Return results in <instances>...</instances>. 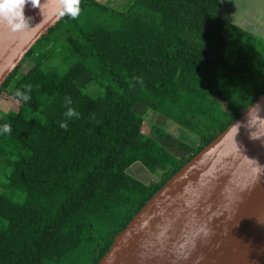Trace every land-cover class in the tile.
Instances as JSON below:
<instances>
[{
    "label": "trees",
    "instance_id": "trees-1",
    "mask_svg": "<svg viewBox=\"0 0 264 264\" xmlns=\"http://www.w3.org/2000/svg\"><path fill=\"white\" fill-rule=\"evenodd\" d=\"M109 1L80 0L0 87L19 103L0 110L11 124L0 134V264H99L264 94V37L225 19L227 0H133L122 12ZM25 85L29 101L14 96ZM69 106L78 115L65 116ZM169 122L196 136L188 151L163 142L175 137Z\"/></svg>",
    "mask_w": 264,
    "mask_h": 264
},
{
    "label": "water",
    "instance_id": "water-1",
    "mask_svg": "<svg viewBox=\"0 0 264 264\" xmlns=\"http://www.w3.org/2000/svg\"><path fill=\"white\" fill-rule=\"evenodd\" d=\"M41 3L43 14L30 0L24 7L30 29L12 32L0 23V87L63 18L52 14L53 0ZM258 165L264 167V94L147 201L99 264H264Z\"/></svg>",
    "mask_w": 264,
    "mask_h": 264
},
{
    "label": "rangeland",
    "instance_id": "rangeland-1",
    "mask_svg": "<svg viewBox=\"0 0 264 264\" xmlns=\"http://www.w3.org/2000/svg\"><path fill=\"white\" fill-rule=\"evenodd\" d=\"M232 2V6L229 5L230 2H227V5L222 9V15L224 16L225 19L230 20L233 23H237L239 21H246V20H251L249 21V24L252 25L251 22H254L252 20L254 16L251 13V9L254 6V1L255 0H228ZM263 5H264V0H261ZM133 3V0H110L109 2H106L107 6H109L112 10L115 11H125L129 6ZM225 3V0H224ZM249 12V15L247 17V13ZM263 14L261 19V24L258 25L259 27L264 24V10H262ZM257 14V12H256ZM259 15V14H258ZM259 20V19H258ZM253 28V26H252ZM261 32H264V29L260 28ZM264 34V33H263ZM19 106L18 102H15L12 100V98L6 94H3L2 98H0V110L3 113H6L10 110L17 109ZM137 110L140 113H143L146 119H149V121H153L154 123H161L162 121L160 120L159 117L154 113L152 114V111L149 109H145L142 106H139ZM155 115V116H154ZM175 124L169 122L167 123L168 130L175 136L174 138L166 139L163 142L168 146V147H173L177 148L181 152L184 150L188 151V146H191L196 141V136L192 133H189L187 131H184L181 127L179 126H173ZM172 126V127H171ZM151 127V123L145 124L143 131L144 133H148ZM146 182H149L152 177L150 175H144Z\"/></svg>",
    "mask_w": 264,
    "mask_h": 264
},
{
    "label": "clouds",
    "instance_id": "clouds-1",
    "mask_svg": "<svg viewBox=\"0 0 264 264\" xmlns=\"http://www.w3.org/2000/svg\"><path fill=\"white\" fill-rule=\"evenodd\" d=\"M26 3H29V0H0V23L5 24L8 29L12 32H23L29 27L30 17H26L24 13V7ZM30 3L33 7H39L43 14V3L41 0H30ZM55 7L52 9V14L57 17L70 16L75 18L79 15L80 0H53ZM31 85H25L24 89H16L14 91V96L22 101H29L30 94L27 89H30ZM72 101L70 98H65V104L71 105ZM67 117H72L78 115L73 107H67L66 112L64 113ZM61 127H66V121L60 122ZM237 131L240 127V124L237 122L236 125ZM11 132V124L7 121L0 122V134H7ZM252 135V133H251ZM252 137L256 138L252 135ZM259 166V165H258ZM264 169V167L259 166Z\"/></svg>",
    "mask_w": 264,
    "mask_h": 264
},
{
    "label": "crops",
    "instance_id": "crops-1",
    "mask_svg": "<svg viewBox=\"0 0 264 264\" xmlns=\"http://www.w3.org/2000/svg\"><path fill=\"white\" fill-rule=\"evenodd\" d=\"M227 2H230V1L227 0ZM253 4H254V6L251 9V13L254 16V18L252 20H254L255 23L251 22L252 25H250L249 21H251V20H246V21H239L236 24H238L241 27L249 29L250 31L254 32L255 34H257L261 37H264V34H263L264 32L262 33L261 30H259L260 28L264 29V24L260 27L258 26L261 24V19L259 17L262 18V15H260V14H263L262 10H264V5H263L261 0H255ZM256 12H257V14H256ZM246 13H247V17H248L249 12H246ZM252 26H253V28H252Z\"/></svg>",
    "mask_w": 264,
    "mask_h": 264
}]
</instances>
